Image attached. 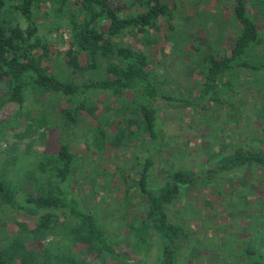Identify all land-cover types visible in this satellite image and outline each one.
<instances>
[{
  "label": "rangeland",
  "instance_id": "374dc122",
  "mask_svg": "<svg viewBox=\"0 0 264 264\" xmlns=\"http://www.w3.org/2000/svg\"><path fill=\"white\" fill-rule=\"evenodd\" d=\"M163 1L174 9V29H169L162 20L159 31L150 29L147 35L143 32L128 34L119 41L147 54L162 93L193 100L202 88L203 59L211 53H228L232 47L236 27L231 4L229 0ZM251 1L249 11L260 26L264 42V11L256 9L255 0ZM8 17H15L13 20L24 24L19 15L8 13ZM42 20L40 16L36 18L42 33L52 42L51 53L43 59V66L75 83L104 77L101 68L74 72L64 57L70 28L62 20L64 23L53 34L50 32L54 25L52 16L44 23ZM262 45H258L257 55H264ZM85 56L84 53L79 55L82 65H86ZM217 86L215 102L202 100L195 106L161 104L163 145L152 170L154 178H160L162 170L169 166L201 172L212 152L225 155L237 147L264 148V71L234 69L226 73ZM6 90L1 83L0 172L15 188L16 201H22L31 192L43 191L47 174L39 169L40 162L45 155L68 144L75 153L69 178L73 193L120 243L118 246L130 264H142L144 258L148 263L156 260L161 248L158 235L147 229L146 244L139 249L129 226L130 223L140 226L139 220L145 217L147 198L140 191L139 178L148 149L147 133L137 131L136 125L131 126L132 137L101 150L94 142L96 118L83 111L72 124L60 114L61 109L74 104L68 97L29 85L24 90L25 101L19 107L8 98ZM89 97L88 104L98 106L95 114L105 112L116 117L106 129L108 133L116 132L122 116H114L108 108L116 110L130 104L131 93H124L118 99L99 90ZM130 111L129 108L121 115H130ZM166 209L169 219L184 226L189 234L175 264H248L249 258L244 255L246 247L256 252L251 254L250 260L256 259L258 254L264 257L262 167L244 166L184 187ZM53 214L57 217L54 228L38 238L25 229L35 223V217L0 206V244L6 250L9 264L21 263L17 252L21 245L39 255L44 254L42 247H49L59 264H97L95 252L75 240L74 220L57 210ZM145 251H148L146 257ZM101 264L125 262L107 258Z\"/></svg>",
  "mask_w": 264,
  "mask_h": 264
},
{
  "label": "trees",
  "instance_id": "16d2710c",
  "mask_svg": "<svg viewBox=\"0 0 264 264\" xmlns=\"http://www.w3.org/2000/svg\"><path fill=\"white\" fill-rule=\"evenodd\" d=\"M232 20L236 27L235 39L230 52L208 54L200 68L202 88L193 100L161 92L155 72L150 68L147 54L138 49L124 46L119 39L128 34L137 35L148 31H159L164 20L169 29L174 27V9L163 0H0V84L7 88L8 98L21 107L25 101L24 90L33 85L35 88L51 94L68 97L72 106L61 109V115L69 123H76L81 113L86 112L96 118L97 132L94 142L98 149L107 145L122 144L125 137H132L131 126L137 131L147 133L148 149L144 158L139 178V188L147 198L145 217L139 220L140 226L130 223L136 237L135 245L140 249L146 244L145 231L150 229L161 240L159 256L148 263L145 258L142 264H175L176 256L188 239V230L179 223L169 219L167 206L176 201L182 188L192 186L205 179H212L241 167L256 165L264 168V148L237 147L232 152L220 155L212 152L205 168L195 172L189 168L169 166L162 170L160 178L152 175L156 156L162 150L163 124L160 115L161 104L195 106L202 100H218V81L234 69L264 71V55H257L258 45L264 46L259 24L249 11L251 0H229ZM254 6L264 11V0H255ZM23 18L21 24L8 13ZM7 13V15H6ZM45 19L52 16L53 30L56 34L62 23L70 28L69 45L64 51L66 62L72 70L101 68L104 77L86 82L75 83L61 78L42 65L44 58L51 53V39L42 33L37 17ZM64 22H63V21ZM174 29V28H173ZM87 57L86 65L80 63L79 55ZM104 63V65H102ZM106 91L115 98L124 93H131V102L118 109L108 110L114 116H122L116 132L108 133L116 117L105 112L95 114L96 104H88L90 94L95 91ZM129 108L130 115L125 114ZM125 109V110H124ZM123 123V125H121ZM217 158V159H216ZM216 159V160H215ZM75 162V153L68 144L61 145L55 152L45 155L39 169L46 173L44 180L47 186L41 193L26 194L22 201H16L15 188L10 180L0 172V206H8L14 211L36 218L30 227L25 226L33 237H43L54 228L57 210L66 218L74 220L76 225L75 240L87 244L97 258V264L107 258H118L130 264L124 257L122 249L98 222L90 209H86L79 197L70 188V174ZM37 178H39L37 176ZM157 179V180H156ZM32 180H35L34 177ZM153 184V185H152ZM137 219H135L136 221ZM26 231V230H25ZM44 254L20 246V264H59L49 247H42ZM253 249L244 248V255L249 258L248 264H264L260 254L250 260ZM145 256L148 251H145ZM5 248L0 244V264H9Z\"/></svg>",
  "mask_w": 264,
  "mask_h": 264
}]
</instances>
